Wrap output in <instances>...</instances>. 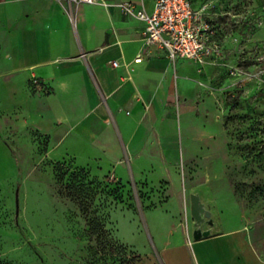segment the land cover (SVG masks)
Masks as SVG:
<instances>
[{
  "label": "rangeland",
  "instance_id": "rangeland-1",
  "mask_svg": "<svg viewBox=\"0 0 264 264\" xmlns=\"http://www.w3.org/2000/svg\"><path fill=\"white\" fill-rule=\"evenodd\" d=\"M191 1L205 8L204 18L231 56L211 66L179 62L177 75L186 83L162 97L166 127L160 141L167 155L178 152L171 177L164 179L161 173L133 176L135 154L127 152L119 130L118 152L106 162L99 153L84 160L78 144L73 146L70 140L84 133L78 119L52 130L33 126V110L39 106L48 114L44 99L54 88L35 76L22 83L4 64L0 41V264H175L146 221L172 195L182 203L188 249L187 259L181 262V255L178 261L199 264L192 249L191 193H199L211 211L212 224L204 227L211 230L209 264H264V0ZM64 3L71 14V3ZM101 105L108 104L102 99ZM139 105L138 116L148 105L135 95L125 112ZM73 180L93 188L90 224L77 202L60 194V186ZM120 213L141 219L146 242L132 244L118 235ZM96 216L106 231L97 228ZM159 222L162 229V218Z\"/></svg>",
  "mask_w": 264,
  "mask_h": 264
},
{
  "label": "crops",
  "instance_id": "crops-1",
  "mask_svg": "<svg viewBox=\"0 0 264 264\" xmlns=\"http://www.w3.org/2000/svg\"><path fill=\"white\" fill-rule=\"evenodd\" d=\"M118 1L74 3L69 14L64 0H0L2 60L22 83L35 76L54 88L44 99L48 103V114L41 113L39 106L33 110L30 117L33 126L52 130L78 119V128L84 135L73 137L70 140L73 146L78 144L84 160L87 154L99 153L106 162H111L118 152L116 132L119 130L127 152L135 154L131 161L133 176L148 179L161 173L159 178L164 179L166 174L171 177L178 152L167 155L164 149L167 145L160 141L166 127L162 123V97L171 95L176 84L181 90L186 83L177 75L179 62H197L179 59L174 64L160 49L147 54L141 31L145 23L117 6L103 3ZM129 1H133L136 8L141 7L140 0ZM144 1L146 10L152 12L155 0ZM220 42L224 53L217 62H227L230 50ZM139 54L143 59L136 62ZM115 60L120 64L117 67L112 65ZM22 94L29 96L25 84ZM135 95L148 105L139 116L135 111L141 109L140 105L133 113L125 112ZM102 99L108 104L105 108L101 105ZM147 131L154 132L158 137L156 142L146 135ZM135 147L140 149L136 152ZM117 171L121 178L127 176L124 166L118 165ZM181 205V200L172 195L162 202L161 208L146 214L149 230H153L166 258L177 260L175 264L184 262L185 255L188 257L183 241ZM117 223L118 235L123 240L132 244L146 242L138 216L120 213ZM192 243L198 263L209 264L212 241L203 238L194 239Z\"/></svg>",
  "mask_w": 264,
  "mask_h": 264
},
{
  "label": "built area",
  "instance_id": "built-area-1",
  "mask_svg": "<svg viewBox=\"0 0 264 264\" xmlns=\"http://www.w3.org/2000/svg\"><path fill=\"white\" fill-rule=\"evenodd\" d=\"M68 1L71 3V11L74 3H98V0ZM140 1V8H136L135 3L129 0L103 3L117 6L125 14L135 16L145 23L141 31L147 54L160 49L174 64L179 59L207 64L223 57L224 48L217 39L215 26L204 18V7L196 9L191 0H155L153 11L148 12L145 1ZM142 59L143 55L139 54L135 61L141 62ZM113 64L120 65L117 60Z\"/></svg>",
  "mask_w": 264,
  "mask_h": 264
},
{
  "label": "trees",
  "instance_id": "trees-1",
  "mask_svg": "<svg viewBox=\"0 0 264 264\" xmlns=\"http://www.w3.org/2000/svg\"><path fill=\"white\" fill-rule=\"evenodd\" d=\"M193 3V2H192ZM65 172L62 174L61 181L64 180ZM93 188L90 186V183L83 180H73L68 183L62 184L60 186V194L64 196H70L77 204L79 205L82 213L86 216L88 223H91L90 218V202L92 200ZM96 194V193H95ZM95 194L93 196H95ZM97 219V228L100 227L101 230L106 231L105 221L102 217H94L93 220Z\"/></svg>",
  "mask_w": 264,
  "mask_h": 264
},
{
  "label": "water",
  "instance_id": "water-1",
  "mask_svg": "<svg viewBox=\"0 0 264 264\" xmlns=\"http://www.w3.org/2000/svg\"><path fill=\"white\" fill-rule=\"evenodd\" d=\"M18 194V193H17ZM191 214L195 217L196 224L193 230V238L196 240L207 238L211 234V230L209 228H204L206 223L212 224L211 221V211L206 208L204 202L201 200L199 193H191ZM17 207H19L18 203V195H17ZM206 218L208 220H206Z\"/></svg>",
  "mask_w": 264,
  "mask_h": 264
}]
</instances>
